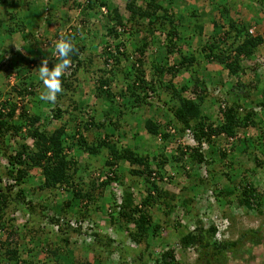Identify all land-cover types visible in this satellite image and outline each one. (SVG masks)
<instances>
[{
  "label": "trees",
  "instance_id": "1",
  "mask_svg": "<svg viewBox=\"0 0 264 264\" xmlns=\"http://www.w3.org/2000/svg\"><path fill=\"white\" fill-rule=\"evenodd\" d=\"M122 1L126 17L116 8H107L103 2L95 4L91 0H86L83 8L82 2L78 0L44 1L43 4L46 5L54 2L56 11L49 7L45 9V6H35L45 9L44 12L41 10L40 22L37 24L42 27L64 22L56 16L60 12L59 8H78L85 13L84 16L92 14L88 12L95 13L105 9V35L111 38L109 43L102 42L105 47L97 53L94 48L91 47V50L86 47L85 40H80V32L75 34L71 29L70 32H63L57 39V35H53L51 42L55 53V44L62 35L73 36L77 49L71 56L70 68L61 77L63 92L58 95L54 104L42 101V91L35 90L42 82L38 79V74L32 73L28 66L30 62L35 64L34 56L25 58L14 52H0V68L8 66L0 74V80L2 77L8 79L16 76L17 69H12L9 63L19 66L21 71L18 72L22 74L18 78L20 83L16 88L11 87V97L18 98L16 102L21 103L24 97L29 96L33 106L32 112L28 113L18 107L16 102L5 100L6 97L0 101V157L6 161L5 178L0 177V232L4 235L0 244V264L4 261L12 264H46L38 260L18 261V250L25 244L21 230L32 235L38 232L44 236L38 242L46 247V254L56 264H181L173 249H165L156 254L150 248L154 243L152 240L160 235V231L167 224H172V229H175L174 235L172 232L171 234L178 247L181 250L194 251L195 264H225L229 258L249 255V251L264 240V224L240 230L233 239L224 238L220 234L217 236L219 228L212 223L204 227L200 217H204L206 212L198 215L195 204L200 198L203 200L201 190L203 193L210 188V196L205 194L204 197H209L212 205H219L218 217L228 227L234 223L232 213L235 210L244 215L252 213L258 217L264 216V186L259 187V179L255 184L248 182L253 176V170L239 161V156L246 155L264 177V171L261 170L264 163L262 159L257 161L253 155L257 153L264 158V120L256 117L255 109L243 108V99L247 95L241 96L242 100L235 97L229 103L216 99L213 105L220 121L214 120L212 113H208L209 108L205 106V100L211 98L208 97L203 79L196 76L203 63H196L195 60L199 57L204 62L217 64L226 71L228 77L238 79V75L243 72L241 63L253 57L257 48L264 44L260 35L252 36L253 30L250 28L253 26L252 22L256 24L260 19L263 20L264 0H239L241 6L249 9L255 7L253 14H263L259 20L254 16L250 17L251 24L239 18L236 12L234 15L229 13L228 9L238 0H231L229 5L222 3L223 0H210L206 19L212 26V34L203 45H195L194 48L191 41L198 43L204 23L198 8H191L186 14H174L161 5V0ZM165 1L169 6L174 0ZM31 2L0 0V6L3 5L0 11V34L24 32L26 27L21 18L27 13V6ZM213 12L217 14L218 21L212 16ZM223 25L227 27L226 30H223ZM185 28H188L189 35L184 34ZM249 29L251 34L248 33ZM140 31L144 32L141 40L136 39ZM156 33L163 36L162 41L154 40ZM26 36L34 41L30 33H24V38ZM127 38L134 40L130 42L131 46L128 45L132 49L129 48L132 51L129 55L122 50L124 44L120 42V39L127 42ZM150 45L159 48L160 54L157 53V56L149 60L151 79L147 81L142 59ZM182 45L189 52H182ZM84 54L87 55L85 59L82 58ZM171 54L174 57L169 64L168 55ZM94 58L101 59L102 62L101 68H96L95 71L91 70ZM56 59L58 60L57 57ZM121 59L127 66L123 72L118 71L116 79L110 74L112 70L119 68ZM53 66L54 64L49 63V68ZM79 67L97 73L93 92L95 106L93 115H88V118H85L84 112L76 105V74ZM179 70H184L188 77L185 83L175 86L172 80ZM93 74L91 72L92 76ZM164 77L165 82L162 80ZM115 82H121L125 89L117 91L116 94L121 107L128 114L137 116V126L148 137V141L155 139L159 142L162 149L158 152H146L143 149L145 144L139 149L117 145V141L126 135V128L123 126L127 118H123L124 112L119 110V102L111 92ZM234 86L240 89L243 87L239 81ZM2 94L0 92V97ZM152 98L157 105L153 106V101L148 102ZM256 105L264 114V90ZM144 111L151 114L144 116ZM152 111L163 112V124L152 118ZM114 116L117 118L112 120ZM53 121L58 123L56 127L50 126ZM69 126H73L75 130L71 131ZM107 127L114 130L115 134L104 135L102 138L93 134V137L86 138L88 131ZM248 127L260 129H257L255 136L248 138L244 132ZM185 130L190 131L193 144L184 147L167 144L170 131L184 136ZM221 136L230 141L229 150H217L215 147L213 140ZM238 146L240 149H237ZM166 152H169V156ZM124 164L127 168L120 169ZM168 164H174L176 174L180 172L189 182L177 194L158 185L166 175L163 171ZM215 166L218 170H215ZM223 167L229 170L221 172ZM201 169H204L203 176L200 175ZM30 171L38 173L39 181L36 191L31 190L29 193L31 198H26L24 183ZM234 171H238L239 175ZM216 176L225 179L227 186L217 188L216 182H213ZM140 183L144 186L143 194H140L142 196L137 202L134 200L133 187ZM113 187L116 189L115 193ZM58 191L64 193L65 199L58 207L59 214L47 219L46 224L58 226L56 232L51 228L48 230V233H55L60 242L57 247L52 248L47 243L46 233L39 232L38 228L29 229L27 224H37L33 217L35 209L39 208L40 216L45 214L49 197H55ZM33 196L41 201H34ZM175 207L182 208L185 223L179 224L170 219ZM209 208L212 206L205 207L208 210ZM69 209L75 211L71 217L66 218L65 210ZM99 214L105 215V225L113 237L100 233L99 225L96 224ZM17 221H22L20 228L16 225ZM70 222L75 227H71ZM188 227L193 228L189 231ZM72 234L84 236L81 250L91 254V261L85 257L76 258L72 255L73 250L67 249L68 237ZM124 241L135 245L136 249L121 246ZM105 251L106 258L101 260L100 254ZM112 253L117 255L115 260L109 259Z\"/></svg>",
  "mask_w": 264,
  "mask_h": 264
},
{
  "label": "rangeland",
  "instance_id": "2",
  "mask_svg": "<svg viewBox=\"0 0 264 264\" xmlns=\"http://www.w3.org/2000/svg\"><path fill=\"white\" fill-rule=\"evenodd\" d=\"M12 1V0H11ZM43 1V2H42ZM45 0H32V2L29 4V6H27L28 11H27V17H26V23H24L23 25H25V27L30 28L31 24H35V20L37 18H39L41 16V10L43 9V12L45 9H47L49 7V9H51L52 11H56V4L53 2L48 5L43 4ZM80 2H82V6L81 8H83V5L85 3L86 0H78ZM94 1L95 4H97V2H103L105 4V6L107 8H116L118 10V12L123 16L126 17V12L123 9V1L122 0H91ZM198 3H200L201 7H205L206 9H209V7H207V5L209 3H207L205 5V2H207L208 0H195ZM216 1V0H215ZM231 1V0H230ZM181 6L185 5V4H189V5H193V0H179ZM222 3L225 2V4H228V0H223L221 1ZM237 3L233 4V7H231L229 13L231 15H234L233 13L236 12L237 15L239 16V18H243L244 20L248 21V23H250L251 21L249 20L250 17H255L258 18L257 20H259V17L263 16V14L261 12L258 13V15L253 14V8L255 7H251L249 9V7L247 6H241V2L238 0L236 1ZM163 4L165 5V0L163 1ZM210 5V4H209ZM229 5V4H228ZM3 5L0 6V11H2ZM35 6H45L44 8H37ZM202 7V8H203ZM201 8V9H202ZM10 9V8H9ZM23 10V9H22ZM189 9H186V11L184 12L185 14L187 13ZM59 14H56V16L58 18H61L64 20V26L60 24V22L56 25L51 24L52 28L49 31V35L47 37H45L44 39L47 40L45 41L44 39L41 40V42L39 41V43L45 42L46 46L44 47V50H47L48 48H50V44L52 45V40L51 38H53V35L56 34V39L58 38L59 35H61L63 32H70V30H74L75 34L79 33L78 36H80L82 39L80 40H85L84 44L86 45V47H88V49L94 48L96 50L97 53L101 52V49L103 47H105L104 43L102 42H111V38L107 37V35H105L106 33V13H105V9H100L98 12H88V13H92L90 14V16H84L85 13H83L81 11V9L75 8L72 10H65V8H59ZM245 12V13H244ZM39 13V14H38ZM201 13V12H200ZM240 13V14H239ZM242 13V15H241ZM36 16V17H34ZM262 18V17H261ZM214 19L215 20H219L217 17V14L214 13ZM41 20V19H40ZM264 20V18H263ZM260 19V21H257V23H253V26L250 27L252 28V36L253 35H260L263 39H264V21ZM20 22V21H19ZM62 23V24H63ZM251 24V23H250ZM223 30H226L227 27L225 25H223ZM223 30H221V32H223ZM35 34V33H34ZM186 35H189V30L188 28H185V33ZM142 35H144L143 31H140L139 34L137 35L136 39L141 40L140 38L142 37ZM76 36V35H74ZM77 37V36H76ZM161 36H158L157 33L155 35V39L154 40H160ZM205 39V38H204ZM103 40V41H102ZM122 40V41H121ZM124 41V42H123ZM131 41H134L133 39H129L127 38V42L125 39H120V42H122V44H124V46H122V50L127 53V55L131 54V48L129 46H131L132 43H130ZM192 42V48H194V46H200L203 45V43H200V38L198 43L191 41ZM129 45V46H128ZM41 46V45H40ZM184 46V45H183ZM42 47V46H41ZM125 47V48H124ZM131 50H130V49ZM185 49L186 46H184ZM162 50V52L164 51L163 48H160ZM92 50V49H91ZM161 52V53H162ZM88 53V52H87ZM91 53V52H89ZM157 53L160 54L159 48H155L153 46H148L147 50H146V55H144L143 57V65H144V76L146 77L145 80H150L151 76H150V70H148V63L149 60L154 58L155 56H157ZM87 55H83V59L86 58ZM255 58H250L248 60H244L241 63L242 66V70L243 72L241 73V75H238V79H236L235 77H231L227 80L226 77V81L223 79L222 76H217L215 80L213 79H208L207 75L204 73L201 74L198 71V74L196 75L197 77L201 78V80L203 79L204 82V87L207 89V94L208 97L211 98L209 100H205V106L206 108L210 110V112L212 113V117L214 120H217L218 122L220 120H218V115L215 112V104L216 103V99L219 100V102H225V103H229V101L231 99H234L235 97H239L238 99L241 98V96L247 95L245 97L244 102V107L246 110H254L256 117L262 118L261 120H264V114L260 111V109L257 107L256 103L259 102L260 98H261V92L264 90V44L260 45L257 50L255 51V54L253 55ZM133 57H136L135 55H133ZM170 60V59H169ZM85 61V60H84ZM101 59L98 58H94L93 62H92V67L91 70H94L96 68H101L102 64H101ZM127 63H125V61L123 59H121L120 62V66L119 68H116L114 70H112L111 74L114 78H118V71L123 72L122 70H124V67L126 68ZM107 69V67H105ZM94 71H88V70H83L81 69V67L78 68V73L76 74L77 77V93L80 94L81 98L83 100H85L84 103H77L76 105L80 107V110L84 112L85 114V118H88L89 116H92L93 113V107L95 106L92 105V100L89 99L91 97V92L93 91V89H91V87H95L96 83H94L95 81V77L97 75V73H95ZM91 72H93V76L91 75ZM125 72V71H124ZM185 72V71H184ZM109 75V76H110ZM187 76L180 78L179 76L175 81V85L179 86L183 83H185L187 81ZM221 77V78H220ZM260 77V78H259ZM116 78V79H117ZM163 82L166 81V78H162ZM217 80V82H216ZM116 81V80H115ZM239 81V84L242 85L243 87L237 88L234 86V84ZM122 82V81H121ZM121 82H115V84L112 85L111 87V92L113 94H117V91L120 90H125L121 84ZM94 84V85H93ZM89 85L91 86L89 88ZM217 86V87H216ZM81 87L82 91H79V88ZM5 88H7L8 92L10 91L11 87L9 88V86H6ZM188 88H190V85L188 84ZM89 91V92H88ZM187 93V92H186ZM189 94H187L188 96ZM207 97V99H208ZM75 99H77V96H75ZM117 102H119V110L124 112L123 118H127L126 120V124L123 126L124 128H126V135L123 139H119L117 141V145L119 147H125V148H136L139 149L143 144H145L144 148L142 146L143 149H145L146 152L149 153H154V152H158L160 149H162L159 146V142H157V140L152 139L150 141H148V137H146V135H144V133L140 130V128L137 126L136 123V119L137 116L133 115V114H128L126 112V109L121 107L120 105V99L118 97L115 98ZM242 100V98L240 99ZM153 101V106L154 104L157 105V103H155L154 98L149 99L148 102H152ZM155 105V106H156ZM211 105H213L211 107ZM118 108V107H117ZM144 112L146 114H144ZM143 114L145 115H149L151 113L144 111ZM161 113H163L162 111H152V118L156 121L159 122L160 124H163L164 121H162V119H164L161 116ZM117 118V117H116ZM115 116L114 118H111L112 120L116 119ZM98 120V119H96ZM100 121V120H99ZM102 121V120H101ZM113 122V121H112ZM50 126H54L53 123L50 124ZM71 128V131L75 130V128L72 126H69ZM260 129V127H258ZM258 128H256V130L252 127H248L244 132L246 135H248L249 137H253L256 135V132L258 133ZM119 129V128H118ZM114 130L110 129L109 127L107 128H100V129H93L91 131H88L86 133V138H91V136L93 137V134L96 135L98 138H102L104 135H109V134H113ZM115 134V133H114ZM242 138V137H241ZM114 140V139H113ZM144 140V141H143ZM171 140V141H170ZM170 140L168 141V145L169 146H173L175 145H180L181 147L184 146H188L191 145V143H189L186 138L183 136V134H174L171 133L170 134ZM143 142V143H142ZM187 142V143H186ZM9 144H12L11 141L8 142ZM213 143L215 144V147L218 149H225V150H229V146L230 141L224 139V137H218L215 140H213ZM249 143V142H248ZM171 144V145H170ZM249 145V144H247ZM138 146V147H136ZM237 148V147H236ZM237 149H240V147L238 146ZM204 151H206V149H204ZM166 154L169 156V152H166ZM216 155V154H215ZM253 155H255V159L258 161L259 159H262L263 163H264V158L257 154L254 153ZM239 161L244 164L247 168H249L252 173L253 176L248 180V182L250 183H256L257 180L259 179V184H260V188H262L264 186V177L263 174H261V172L255 168L254 166V162L251 161V159H248L246 157V155H241L239 156ZM5 164L6 161L0 157V177L1 179L5 178ZM151 164L153 165V162H151ZM264 165V164H263ZM175 165L173 164L172 166H170L169 164L167 166L164 167V171L163 173H165L166 175L164 176V178L162 179L161 183H158V185L160 186V188L164 189V190H168L173 192L174 194H177L180 188H185L189 182L185 180L184 176L180 174V172L177 173L176 169L174 168ZM127 168L126 165L124 164L122 167H120V169H124ZM215 170H218V167H214ZM119 169V168H118ZM203 170V171H201ZM200 170V175L203 176L204 175V169ZM206 170V169H205ZM229 169L227 167H223L220 171L221 172H227ZM261 170L264 171V166L263 168H261ZM118 171V170H117ZM219 171V172H220ZM236 175L238 174V171L235 172ZM197 174H198V170H197ZM167 176V178H166ZM169 176V177H168ZM171 178V179H170ZM167 179H170V181H168ZM213 180V179H212ZM1 181V180H0ZM39 181V176L38 173H36L35 171H30L25 183H24V190L27 193L26 198H31V195H29V193L31 192V190L36 191V185ZM213 182H216L217 188L223 186H227L225 179H223L220 176H216L215 180H213ZM143 184H139L136 187H133L134 190V200H136L137 202L140 200L139 198H141L143 194ZM207 194V196H210V188L207 189L206 191L201 190V195L203 197V200L200 198L199 201H195L196 204V209H198V215L201 216L202 212H206L205 216L200 217L201 219H203V226L206 227L207 224H215L218 228V235L219 234L221 236H223L224 238L227 239H233L235 236L236 232H239L240 230L243 229H248V228H256L257 226H260L261 224H264V222H262V220L264 221V216H256L255 214H248V215H244L241 211L235 210L233 211V215H234V223L232 224V226L228 227V225L224 224L223 222L220 221L218 214H219V210L216 204L213 203L212 205V200L207 197L205 198L204 195ZM64 193L63 192H59L56 194L55 197H49V200L47 201V208H45V214H43L42 216L39 215L38 209H35V215H33V217L35 218L34 220L37 221V224H33L31 225L30 223L27 224L29 229H37L39 232H43L46 233L48 235L45 236L47 237V243L50 244V246L52 248L57 247V244H59V240L58 237L55 235V233L50 232L48 233V225L47 222L49 218H54L55 216H57V214H59L58 212V207H60V204H62V202L64 201ZM206 196V195H205ZM34 201L40 202L41 199H39L38 197L33 196ZM209 198V201H208ZM215 199H213L214 201ZM56 205V206H55ZM212 206V208L205 209L206 206ZM55 206V207H54ZM75 207V206H74ZM55 210H54V209ZM195 209V210H196ZM54 210V211H53ZM206 210V211H205ZM75 209H69L68 211L65 210V217L69 218L72 215V212H74ZM264 215V214H263ZM47 216V217H44ZM29 217V216H28ZM98 219H96V224L99 225V231L100 233L109 235L110 237H113V234L111 231L108 230V227L105 225V220L106 217L105 215H97ZM171 220L173 222H178L179 224H183L185 223V217L184 214L182 212V208L180 207H175L174 212L172 213V215L170 216ZM93 218L95 219V215L93 216ZM156 222V220H155ZM21 223L22 221H17L16 225L20 228L21 227ZM163 224V223H162ZM168 226H166V228L164 227L165 225H161L162 230L160 231V235L157 236V238L153 239L152 242L153 245L150 247L153 251V253H159L162 250L165 249H173L175 257L180 261L181 264H195V253L192 249H186V250H181L178 247L177 241L175 239L174 236H172V234L174 235L175 233V229H172L173 227L170 224H167ZM190 226V225H189ZM44 228V230H43ZM193 227H188L187 230H191ZM33 230V229H32ZM186 230V229H185ZM31 232V231H30ZM172 232V234H171ZM21 234L22 237L24 239V246L20 247L18 250V261H24V260H38L41 263L46 262V264H56V262L50 258V256L48 254H46V247L43 246V244H41V242L39 243V240H43L42 238H44V236L42 237V235H40L38 232L35 235H32V233H25L22 232L21 230ZM171 234V235H170ZM81 235V236H79ZM75 234V235H69L68 237V244H67V249L69 250H73L74 251V255L76 258H84L88 261H91V254L88 252H83L81 250V244L84 240V236L82 234ZM83 236V237H82ZM87 239V238H85ZM151 242V241H150ZM149 242V243H150ZM129 246L133 249H136V246L130 243H127L126 241H124V243L121 244V246ZM101 260L106 258V251L102 252L101 254ZM247 255V256H246ZM243 257H233V258H229L228 261L225 264H264V240L262 241V243L260 245H257L255 247H253L251 249V251H249V255L246 254ZM116 254H111L110 255V260H115L116 259ZM1 264H12L11 262L8 261H4ZM22 264V263H20Z\"/></svg>",
  "mask_w": 264,
  "mask_h": 264
},
{
  "label": "crops",
  "instance_id": "3",
  "mask_svg": "<svg viewBox=\"0 0 264 264\" xmlns=\"http://www.w3.org/2000/svg\"><path fill=\"white\" fill-rule=\"evenodd\" d=\"M163 1L164 0H161V3H162L161 5L164 6V7H167L169 9V11L171 13H174V14H177L179 12H185L186 9H191V8L197 9L198 8L199 13L201 12L200 14H202V18L204 19V23H203V27H202V34H201V38H200V43H204L206 41V38L209 35L212 34V26H211L210 23H208L209 21H207V19H206V18H208L206 16H207V13L209 12V9H206L203 6H202L203 7L202 8L200 3L197 4V2L195 0H193V5L185 4L183 6H181L179 0H174L172 4H169V6L167 5L166 1H165V5H164ZM209 1L210 0L205 2V5L207 3H210ZM30 2H31V0H30ZM228 2H230V0H228ZM209 6L210 5L208 4L207 7H209ZM214 13L215 12L212 13V16H214ZM26 17H27V13L23 14V16L21 18V21L23 22V20H24V23H25ZM34 17H36V16H34ZM38 22H40L39 18H37L35 20V24H31L30 28L26 27L23 33H13V35H6V34L2 35V34H0V52L1 51H5L7 53L8 52L9 53L10 52H14V53H18L21 57L23 56L25 58H29L31 56H34L35 57L34 58L35 64L30 62V63H28V66L30 67V71L32 73L35 72V74H38L37 68L40 66L41 59L47 58L49 60V63H51L52 65L57 63V62H59L56 59L57 54L55 53V51H54V49H53L51 44H50V46H51L50 48H48L47 50H44V47L46 46L45 42H43V44L39 43V41L41 42V40H43L45 37H47L49 35L48 33L51 30V28H52L51 24L47 25L46 27H42V25L41 26H37ZM62 23H63V21L61 22V25L64 26V23L63 24ZM24 33H30L34 37V41H31L29 39V37H27V36L24 38ZM162 37L163 36H161L160 41H162ZM45 41H47V40H45ZM181 51L187 53V52H189V49H185L184 46L182 45L181 46ZM168 56H169L168 58L170 59V60H168V63L170 64L172 62L171 60L173 59L174 54H171V55H168ZM251 58H255V57L253 56ZM195 60H196V63H201V62L203 63L202 68L199 69V73L201 72V74H203V75L205 73L207 75L208 79L215 80V79H217L216 78L217 76H222L223 79L226 81V77H227V80L229 78H231V77H228L226 71L224 69H222L221 66H219L217 64H214V63L204 62L201 59L199 60V57L195 58ZM8 65H10L12 69H17V73H16L15 77H9L8 79H4L2 77V79L0 80V83H1L0 92L3 93L2 94L3 96L1 95V97H0V101H2L3 98L6 97L5 100L8 99V100H10L13 103V102H16V100H19V99L18 98L15 99V98L11 97L12 96V91L10 90L8 92L7 88H5V87L9 86V88H10V87L13 86V87L16 88V86L19 85V83H20L18 78L22 74H20L18 72V70L21 71L18 68L19 66L12 65L11 63H9ZM5 68H8V66L6 65V66H2L0 68V74H3L2 72H3V70ZM197 74H198V72H197ZM186 75H187V73L184 72V70H179L177 72V74H176V77L173 78L172 83L173 84L175 83L174 80H176L178 78V76H179V79H180V78L186 77ZM216 82H217V80H216ZM90 87L91 86L89 85V88ZM91 89H93V91L91 92V97L89 99L92 100L91 103H92V105H94L95 104V98L93 97L94 87L92 86ZM35 90L43 91L44 90L43 89V84L40 83L38 85V87L35 88ZM79 91H82L81 87L79 88ZM75 95L77 96V99H76L77 103H84L85 102V100H83L81 98L80 94L77 93V91H76ZM28 98H29V96L24 97V101L21 102V103H17L16 102V105L18 107H22L26 112L31 113L32 109H33V106L30 103L32 101L30 99H28ZM17 112H18V109L15 110V113H17ZM208 113L211 114L210 110H209ZM162 121H164V119H162ZM52 123L54 125L53 127H56L58 125V123L55 122V121H53ZM72 255L75 257L76 254L74 255V251L72 252Z\"/></svg>",
  "mask_w": 264,
  "mask_h": 264
},
{
  "label": "clouds",
  "instance_id": "4",
  "mask_svg": "<svg viewBox=\"0 0 264 264\" xmlns=\"http://www.w3.org/2000/svg\"><path fill=\"white\" fill-rule=\"evenodd\" d=\"M74 37L62 35L55 44L58 61L49 68V60L43 58L37 68L38 79L43 84L40 99L49 103H55L59 94L63 92L61 77L72 64L71 56L77 50L73 43Z\"/></svg>",
  "mask_w": 264,
  "mask_h": 264
},
{
  "label": "built area",
  "instance_id": "5",
  "mask_svg": "<svg viewBox=\"0 0 264 264\" xmlns=\"http://www.w3.org/2000/svg\"><path fill=\"white\" fill-rule=\"evenodd\" d=\"M248 33L251 34V30L250 29L248 30ZM170 132L172 133V131H170ZM184 134H185L184 136H185L186 140L189 143L193 144L194 142H193L192 136L190 134V131L189 130H185ZM113 192L114 193L116 192L115 187H113ZM69 224H70L71 227H75V225L72 222H70ZM57 227H58L57 225H48V228H51L53 232H56ZM3 239H4V235L2 234V232H0V244L3 241Z\"/></svg>",
  "mask_w": 264,
  "mask_h": 264
}]
</instances>
